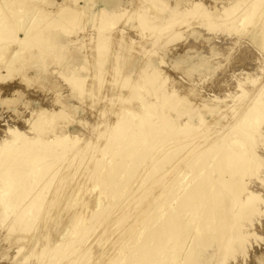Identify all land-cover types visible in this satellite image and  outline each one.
I'll list each match as a JSON object with an SVG mask.
<instances>
[{"label":"rangeland","instance_id":"obj_1","mask_svg":"<svg viewBox=\"0 0 264 264\" xmlns=\"http://www.w3.org/2000/svg\"><path fill=\"white\" fill-rule=\"evenodd\" d=\"M4 1L0 0L2 3ZM8 1L11 9L5 8L6 2L4 5L0 3L3 6H0V10L6 9L5 14L9 21L5 24L4 30L0 31V52L2 51V54L0 53V139L4 138L6 142L16 141L12 129L24 135L26 139L40 136L48 138L49 135L48 140H51L61 134L59 132L61 128V132H64L63 136L67 139L66 142L70 141L74 147L82 145L85 141L88 142L89 138L91 143L93 142L92 146L97 147L103 141V137L95 138L97 128L102 132L105 127L112 125L118 113H126L130 109L139 111L143 106L144 103L137 100L134 94L136 90L140 94L143 93L142 95L145 94L144 100L158 101L154 86L159 87L158 90L165 94L168 93L166 108H163L169 115L175 114L174 117L179 115L178 107L175 108L173 104L177 102V98H180L183 103L178 104L179 111L183 106L191 108V113L194 114L193 120H197L200 115L203 123L199 125L198 131L202 128L206 132L208 130L211 138L217 134V131L222 132L225 127L226 130L229 129L227 127L236 122L243 115L246 106L256 99L257 93L261 92V96L264 97V45L258 42L259 34H256V31L261 30L264 0H250L251 3L258 5L257 9L262 6L263 11L257 10L260 19L255 17L244 24L241 15L248 9L241 11V8L242 5H250L248 0H236L238 5L240 3L242 5H239L240 10L236 13L238 16L236 15L232 23L223 20L225 17L223 9H230L235 5V0H7V3ZM194 3L199 5L200 10L209 13L208 19L201 20L197 16L198 11L193 9ZM60 5L71 7L73 11L60 13L58 9ZM258 13L255 15L257 16ZM63 15L68 16L67 20L63 19ZM142 15L149 20L150 26L142 23ZM210 18L213 19L210 21ZM37 35L41 36V41L36 40ZM26 37H28L27 42L18 46L19 41ZM150 77L153 78L151 84L148 81ZM87 103H91L92 106H87ZM123 104L127 107H122ZM88 107H91L90 112ZM31 115L34 117L32 118ZM37 116L43 118L39 119L41 123L35 124L39 121H34L38 119ZM47 116L51 117L53 123ZM45 117L48 118L47 121ZM39 123L45 126H40ZM30 125L36 129H30ZM258 127V130L253 132V136L257 138L251 140L255 153L262 158L261 163L264 164V120L259 122ZM52 131H57V134ZM91 159L88 162L89 166L87 162L82 164L90 167ZM75 161L77 163V160H72L71 167L62 168L49 182L50 187L48 186L44 193L47 197H44L42 208L40 206L39 217L36 215L37 218H34L30 226L33 227L29 229L31 231L26 230V233L21 229L19 224L22 223L16 220L14 210L8 208L9 202L0 200V203L3 202L0 208L5 211L0 210V264H54L61 258L60 264H75L74 262L78 260L77 254L79 260L81 256L83 260L77 261L76 264H85V262L106 264L117 252L120 255H114L110 263L119 264L123 262L122 258L125 260L131 247L139 241L138 235L142 231L132 233L131 230L134 231L133 228L136 230L139 226L138 221L149 211L148 205L143 207L145 203L134 204V201L115 205L114 198L118 196L122 198L124 193L107 196L106 191L109 192L110 183L106 178L104 179L106 186L100 187L102 189L100 191L99 182H95L100 175L98 171L99 174L93 173L97 176L92 173L86 174L87 176L81 175L80 170L75 175L67 174L66 171L69 173V169L75 167ZM57 162L59 164L60 161H55L53 165L58 166ZM146 165V163L141 165L133 176H136L134 178L136 182L130 180L124 186V188L131 186L132 190L137 188L139 194H136L140 195V198L146 194L148 198L151 195L149 192L154 194L156 189L160 188L159 184L163 183L160 181L162 179L160 170L157 172L158 175L156 173L152 177L146 176L145 173L137 176ZM89 172L90 169L87 173ZM61 176L65 182L61 180ZM88 176L89 181H87ZM159 178L161 179L158 180ZM241 180L252 194L258 196L254 202L257 210L243 214L237 220L234 215L237 202H232L228 188L222 189L224 196L227 195L222 199V205L225 207L224 213L228 221L232 224L237 221L244 229L249 227L251 234L241 242L234 241L231 251H226L227 246H225L221 254L216 256L211 255L212 246L209 243H195L194 246L199 248V259L195 264H264V165L256 173L246 172ZM132 182L134 186L137 184L136 187H132L133 184L129 185ZM149 182H155L154 186ZM147 183L149 185H146ZM60 185H62L61 190ZM78 185H82V189ZM85 186L87 188H83ZM56 187L59 189H55ZM76 187H79L78 190ZM83 189L85 191L80 194ZM131 189L127 190L130 191L128 194H131ZM57 190L59 193L54 192ZM73 200L77 201L72 202ZM46 203L50 206L48 207ZM72 211L75 214L71 213ZM140 214L142 216L139 217ZM72 215L75 217L78 215L77 217L80 218L73 219ZM136 219L139 220L134 222ZM76 220L79 224H76ZM124 225L128 228L127 226L124 228ZM131 226L132 229H129ZM124 230L126 232L129 230L133 235L127 237L129 232L126 234ZM138 232L140 233L137 234ZM193 236L192 234L186 236L184 246L191 242ZM21 238L24 242L18 241ZM131 239H135L133 243ZM18 242L21 243L20 247L26 243L19 253L16 252ZM75 242L77 243L75 246H80L79 249H74ZM123 242H129V247L122 246H125L126 250L120 249L121 244H126ZM59 243L61 248L58 247ZM52 247H58L61 251L54 252L57 249ZM84 247L88 250L85 251ZM72 250L75 251L74 254L70 252ZM78 250L81 254L77 253ZM122 251L125 255L121 254ZM23 253L27 255L25 258ZM75 254L77 256H74ZM115 256L119 261H115L117 260ZM65 259L66 261H63ZM216 260L218 262H215Z\"/></svg>","mask_w":264,"mask_h":264},{"label":"bare ground","instance_id":"obj_2","mask_svg":"<svg viewBox=\"0 0 264 264\" xmlns=\"http://www.w3.org/2000/svg\"><path fill=\"white\" fill-rule=\"evenodd\" d=\"M248 1L247 2L250 3V5L246 4L243 6L240 3L242 5L241 11L248 9L247 11H244V13L241 15L242 24L248 21L249 22L252 21L255 17L259 18L260 13L258 12L263 11L262 9L263 7L259 6L258 8L259 11L257 12L258 5H256L255 3L254 4L251 3L250 0ZM5 2H6V7L5 6L4 7L6 9H11L9 8L10 6L9 1L7 3V0H5L4 3L2 2L0 3L4 5ZM11 4L13 5V2ZM239 5L236 2L235 5L231 6L230 9L228 8L223 9V13L225 16L223 20H229V23H232L236 18L237 15L236 13L239 12L240 10ZM58 9L60 10V13L73 11L71 7H67V6L58 7ZM193 9L194 10L196 9L198 11L197 16H199L201 20H205L209 18L208 16L209 13L207 14L204 10L202 9L200 10L198 4L194 3ZM5 10L4 9L2 11L0 10L1 11L0 31H3L4 28L6 27L5 24L9 22L7 20V14H5ZM256 13H258L257 16L255 15ZM67 17L68 16L63 15V19L67 20ZM261 18H263V20L261 19L262 21L260 20L261 30L256 31V34H259V39H257L259 40L258 42L261 45H264V23L262 24V22H264V16H262ZM212 19L210 18V21ZM141 21L143 24L150 26L149 20L144 15L141 16ZM260 21L258 24H260ZM236 24H238V21ZM27 39L28 37L19 41L18 46H20V44L27 42L26 41ZM36 40L41 41V36L39 35L38 37H36ZM30 43H31V39H30ZM6 61H5V65H7L8 62ZM148 81L149 84H151L153 82V78L150 77ZM75 84L77 86L79 85L78 82H76ZM158 88L156 86L153 87L156 99L158 101H146L143 98L145 94L142 95L143 93L140 94L136 92L137 91L136 90L134 94L137 96L136 97L137 100H140L142 103H144L139 111L130 109L126 113H120V114L118 113V116L116 117L112 125H109V123H107L109 126L105 124V126L108 127H105V130H103L102 132L101 130H98L96 126L97 129L96 130L94 129L96 131L95 138L97 137L96 139H99L103 137V141L99 145L102 147L92 146L93 142L91 143L90 140L91 138H89L90 142L89 140H87L88 142L85 141L82 145L74 147L73 146L74 144L70 143V141L66 142L67 139L65 136H63L64 132L63 133L61 132L62 131L61 128L59 132L62 134V136H60L61 134L59 135L58 133L59 136L54 137L51 140H48L49 135L48 138H45L46 136L44 137L39 135L41 138L37 137L32 139L29 138L26 139L24 135H22L19 132H16L14 129H12L11 132L13 133V135H15L13 136L16 139L15 142L14 141L10 142V140L6 142L4 138L0 139L1 140L0 141V200L3 201L6 200V202H9L8 208L14 210L16 220L21 221L20 223L22 224H19L21 225L20 227L21 229H24L26 232V230L28 231L30 228L31 229L33 228L30 226L34 222V218L39 217L38 211L40 209V206L41 208L43 206L42 202L45 199L44 197L46 196L44 195V193H46L45 189L50 187L49 182L54 177H56V175L60 172L62 168H68V166L71 165L72 160L73 161L77 160V163L76 161L74 162L76 163L75 167H73L72 170L69 169V173L68 171H66L67 174L75 175L78 170H80L79 173H82L81 175L85 174L84 176H87L86 174H90V173L92 174L97 173V171L100 172V175H98L99 178H96L98 179V181L95 180L96 183L99 182L98 188L100 191L102 190L100 189V187L103 188L105 185L106 180L104 179L106 178L107 181L110 183L109 192L106 191L107 196L108 194H112V196H117L118 195L117 193L120 192H122V194L124 193L122 198H120L119 196L117 198H114L115 202L117 203V204L115 203V205H123L124 203H130L131 201H134V204L145 203L144 204L145 206L143 207H147L146 204L148 205V209H149L148 212H146V209L143 208L145 209L146 212L144 217L140 221H138L139 219L138 220L136 219V221H134V222L138 221L139 226L136 228V230L135 228H133L134 231L131 230L132 233L137 232L138 230L142 231L141 233L140 232L137 233V234L140 233V235H138L139 241L136 244H134L131 247V249L128 248L130 249V252L127 253L125 260L123 258L121 259L123 260V262L122 263L120 262L119 264H189V263L195 264V262H197L199 259L198 257L199 248H196L194 246L195 243L197 242L198 243L203 242L206 244L209 243V245L212 246L211 255L216 256L221 254V251L224 250L225 246H227V248L225 249L226 251L228 250L231 251L234 241L237 240L238 242L239 241L241 242L245 240L246 237L249 236V234H251L250 233L251 230L249 229V227L247 229H244L241 223L236 221V223L232 224L231 221H228L224 213L225 207L222 205V199L226 198L227 195L224 196V192L222 189L228 188V192H229L228 195L231 198L232 202H237L236 210H234V215L237 217V220L241 218V215L243 214L246 215L248 212L257 210V205H255L254 202L258 196L252 194L245 187L244 185L245 183L241 179L246 172H249L250 174L256 173L259 169L262 168V165H264L261 163L262 158H260V156L257 153H255L254 151L255 149L253 148V143L251 140L257 138L256 136H253V132L258 130L259 122L261 120H264V97L261 96L262 95L261 92L259 94L257 93L256 99H254L249 105L246 106L243 115L236 122H234L232 125L227 127L229 129L226 130L225 127L224 131L222 132L217 131V134H214V137L209 138L211 134L208 133L207 129H206L207 132L205 131V129L203 130V128L198 131L199 125L203 123V118L200 115L198 116L197 120H193L194 114L191 113L192 110L191 108L188 109L185 106H183V109L179 111L178 104L183 103V101L180 98H177L178 100L175 99L177 102L173 104L175 108L178 107L177 114L179 115H176L175 117H174L175 114L172 115L173 117L169 115L167 110L163 108L165 107L166 102L168 101L169 95L168 93L165 94L164 92L158 90ZM88 103L87 106L89 105L92 106L91 103L90 104ZM124 104L122 105V107L123 106L127 107ZM90 108L88 110L89 112H90ZM124 111L125 110L123 109L122 112ZM33 115H31L32 118L34 117ZM36 115H41V114H36ZM50 116L47 117H49V119L53 117ZM37 117L38 119L36 118L34 119V121L42 119L41 117L39 118V116ZM219 118H221V116ZM47 119L48 118H46V121ZM40 120L37 122L35 121L36 122L35 124H37L38 122L41 123ZM49 121H51V119ZM51 122L53 123V121ZM40 123H39L40 126L44 125ZM117 123H119L118 126ZM30 126L31 129L32 125ZM33 126L36 127L37 125H33ZM39 128H37V130ZM32 129H36V128L33 127ZM45 129L43 130L45 131ZM39 132H41V130ZM52 132H56L57 134V131H52ZM54 134L55 133H53V135ZM33 135L36 136V134L34 133ZM10 137H12V135ZM42 137L45 139L43 140ZM68 137L69 136L67 135V138ZM68 140L70 139L68 138ZM248 144H250V146H248ZM103 147L105 148L104 152H103ZM90 159H91L90 164H92L90 167H86L85 164L84 165L82 164L84 162L88 163ZM111 159L112 162H110ZM55 161H60L59 164L58 162L56 164L58 166L53 165ZM145 163L147 165L141 169V171L138 173L137 176H139L141 173H145L146 176L152 177L160 170L162 171L161 178L163 180L161 178H159L158 180L161 179L160 181H162L163 183L159 184L160 188L158 190L156 189L154 194L151 193L150 191L149 193L151 195L149 196L148 194L149 196L148 198H146L147 194L146 196L144 195L143 197L140 198V195H138L139 193L136 191L137 188L132 190L131 186H127V188H124V186L128 182H130V180H134L136 176L135 177L133 176L135 175L136 171L139 169V167H141V165H144ZM136 165H138V167H135ZM82 166H84V168ZM89 169L90 172L87 173ZM97 174H93V175L97 176ZM158 174L159 173H157V175ZM69 175L68 178L70 177ZM64 176L67 177V175ZM84 176H82V178ZM89 176L87 177V181H89L88 180ZM139 178L141 179V177ZM61 180H62V176H61ZM93 180L92 182H94ZM63 182H65V180ZM155 182L154 183L149 182V183L153 185L155 184ZM88 183L90 184V182ZM149 183H147L146 185H149ZM98 184L96 186H98ZM132 184L133 182L129 185ZM136 185L134 186L133 184L132 187H136ZM61 186L62 185H60L59 187L60 190H61ZM80 186H81L80 189H82V185ZM87 186L83 188H87ZM79 187H76V189ZM59 188L56 187L55 189H59ZM128 189H131V194H128L130 193V191L127 192ZM150 189H148V191ZM82 191H85V189L81 190V192ZM145 191L147 193V189H145ZM54 192L59 193L58 190ZM61 193L63 192H60V194ZM77 194L79 195V192ZM80 194H83V192ZM144 198L147 200H144ZM23 199L25 200L22 201ZM75 201L73 200L72 202ZM79 201L81 202V200ZM1 203L3 202L1 201ZM1 203H0V207H1ZM79 204L80 203H78V205ZM48 205L49 204H47V206ZM68 206H70V204ZM55 207L56 205H54L53 208ZM2 209L0 208V210L3 212L4 209L3 210ZM186 211L187 214L185 215ZM71 213H74V211H72ZM36 215L37 217H35ZM142 215L140 214L138 216L140 217ZM76 217L73 216V219ZM131 221L133 220L131 219ZM78 222L79 221L76 220V224ZM13 223L14 222H12V224ZM126 226L124 225V228ZM129 229H132V226ZM128 232L129 234L126 235ZM130 233L131 232L128 230L125 235L130 238L129 235H133L132 233L131 234ZM188 234H192L194 236L191 242L190 243L188 242L187 245L184 246V241ZM177 235H179V237H177ZM20 240L24 242L22 238L18 239V241ZM83 240H88V239H83ZM117 243L120 244V242ZM20 244L21 243H19L18 245L19 247L16 246L17 253H19V251L24 248L23 244L26 245V243H23L22 244L23 248H22L20 247L21 246ZM60 244L61 243H59V246L58 245L57 246L60 247L61 246ZM75 245H77L76 242L74 246ZM123 245H127V247H129V242L126 244H121L120 249L126 248L125 246H124L125 248L122 247ZM58 247H52L55 248V250L57 249L54 252L61 251L58 250L59 249ZM79 247L75 246L74 249L76 248L79 249ZM113 247L111 248L112 250ZM87 248L89 249V246ZM73 250L70 252H73ZM87 250L85 248V251ZM123 252L124 251H122L121 254ZM74 253L75 251L73 252V254ZM77 253H80L79 250ZM117 253L114 255H120ZM54 254H52V256H54ZM73 254L71 256H73ZM76 254L74 256L78 255V260L76 259L77 257H75V260L80 261L83 258V256H81L82 258L79 260V254L77 255ZM82 255L85 256V254ZM26 256L27 255L25 253L23 258H25ZM113 256H111L110 259H108L107 261L108 264L113 261L112 260L114 258ZM49 257L51 258V255ZM53 259H57V258H53ZM116 259L117 260L115 259L114 260L119 261L117 257ZM58 260L59 261L57 263L54 262V264H60L62 258ZM218 260H216L215 262H218ZM63 261H66V259ZM77 261L74 263L76 264Z\"/></svg>","mask_w":264,"mask_h":264}]
</instances>
